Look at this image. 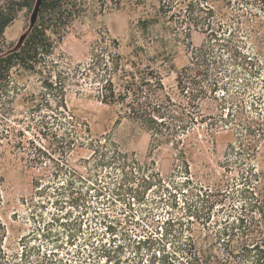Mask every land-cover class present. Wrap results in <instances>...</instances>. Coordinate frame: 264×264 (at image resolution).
Here are the masks:
<instances>
[{
  "label": "rangeland",
  "instance_id": "rangeland-1",
  "mask_svg": "<svg viewBox=\"0 0 264 264\" xmlns=\"http://www.w3.org/2000/svg\"><path fill=\"white\" fill-rule=\"evenodd\" d=\"M0 1L11 5V0ZM185 1L166 6V16L162 0H80V17L63 40L57 39L45 68L14 71L9 92L0 98V264H115L91 256L92 244L84 239L95 246L120 245L119 264H138L141 251L135 241L151 237L157 243L163 221L188 218L185 203L192 204L201 186L220 178L225 155H262L257 163L264 165V0ZM210 6L215 16L208 15ZM33 16L34 10L18 13L4 35L5 51L22 46ZM151 19L158 23L142 30L141 22ZM210 29L218 33L219 42L208 36ZM224 39L246 59L233 61L220 46L226 44ZM134 45L151 49L152 56L153 50L173 47L174 59L158 69L167 89H176L184 67L198 71L191 62L197 63L195 53L200 50L213 51L208 67L202 68L210 76L201 77L202 85L213 81L215 61L221 74L230 73L223 82L229 88L226 108L238 118L237 105L243 107L241 121L212 130L214 137L207 125L191 131L186 142L189 174L176 161L179 153L173 142L153 147V132L120 106L98 99L108 78L105 56L112 52L130 58ZM201 104L204 114L217 112L214 104ZM241 134L250 149H238ZM102 136L107 149L97 150L99 138L105 143ZM92 155H128L127 176L140 193L116 191L121 171L100 170L99 157L96 161ZM80 193L90 207L84 216L71 204ZM96 211L108 214L109 222L101 224ZM79 217L82 229L76 226Z\"/></svg>",
  "mask_w": 264,
  "mask_h": 264
},
{
  "label": "trees",
  "instance_id": "trees-1",
  "mask_svg": "<svg viewBox=\"0 0 264 264\" xmlns=\"http://www.w3.org/2000/svg\"><path fill=\"white\" fill-rule=\"evenodd\" d=\"M175 1L170 0V7H173ZM166 2H161L164 15ZM186 2L184 0L183 3ZM36 3L37 0H11V5L5 6L0 1V98L9 92L14 71L36 73L42 67L45 68L46 60L52 55L57 39L63 40L80 17V0H42L35 25L23 45L8 53L2 47L6 30L20 11H33ZM186 6L190 9L192 2ZM207 10L208 15L215 16L213 6ZM220 16L225 18L227 14L220 13ZM141 23L140 28L145 30L149 25L153 26L158 22L151 19ZM221 30L223 31L222 27ZM208 36L218 42L220 40L213 29H210ZM232 36L231 33L229 37ZM224 41L226 44L220 46L233 56V61L241 60L242 57L246 59L234 48L232 41ZM134 46L130 58H122L112 52L105 56L109 57L103 67L108 72V78L104 81L98 99L108 106H120L129 118L153 132V147L173 142L179 153L175 155L176 161H181L189 174L186 142L189 141L191 131L196 126L207 125L210 126L212 135L214 129L221 126L229 128L235 126V122L241 121L243 107L237 105L239 119L226 108L230 104L226 98L229 88L223 82L230 73L225 71L223 77L220 63L215 61L217 65L213 81L210 79L207 86L202 85L201 77H210L209 71H202V68L208 67V58L213 51L210 48L206 51L200 50L195 53L194 60L197 63L190 60L192 65L197 66L198 71L191 66L184 67L178 72L176 89H167L158 69L174 59V49H171L173 47H166L161 52L152 49L155 54L152 56L151 49L144 45ZM95 52L93 55L98 59ZM201 102L214 104L217 112L204 114ZM231 105H234V101ZM251 124L249 122L250 126ZM251 130L248 129L247 133ZM84 132V135L89 133L88 129ZM214 136L213 134L212 137ZM245 136L240 135L238 149L241 151L242 148L250 149L244 144ZM99 139L97 150L107 149V138L103 140L105 143ZM110 147L119 154L120 151L114 143H110ZM229 149L232 152L237 150L235 145H231ZM261 156L225 155L224 162L219 165L223 170L220 178L215 183L201 186L193 195L196 201L192 204L185 203L188 205V218L163 221L162 233L159 240H156L157 243L151 237L144 241H135L138 251H141L138 264H264V165L257 163ZM92 158L96 159V167L100 170L110 167L112 170L121 171L122 179L116 183V191H128L135 195L140 193L131 187L127 176V168L130 166L128 155H92ZM97 194L98 197L101 196V191H97ZM71 204L81 209L82 216L90 210L82 193L80 197L71 199ZM96 215L101 218V224L109 222L108 214L96 211ZM83 223L81 217L76 220V226L80 229L83 228ZM106 229L114 232L112 225H108ZM91 236L101 235L99 232H92ZM84 240L85 243L92 244L94 254L91 256L99 259L106 257L107 262L114 260L115 264L121 263L120 245L95 246L90 239ZM150 243L152 245L148 246ZM156 244L159 248L154 251ZM143 249L145 251L142 253Z\"/></svg>",
  "mask_w": 264,
  "mask_h": 264
},
{
  "label": "water",
  "instance_id": "water-1",
  "mask_svg": "<svg viewBox=\"0 0 264 264\" xmlns=\"http://www.w3.org/2000/svg\"><path fill=\"white\" fill-rule=\"evenodd\" d=\"M41 1L42 0H38L37 1V3H36V6H35V9H34V16H33V18H32V23H31V27H30V29H29V33H30V30L33 28V26L35 25V22H36V20H37V17H38V12H39V6H40V4H41ZM28 33V34H29ZM28 36V35H27ZM27 38V37H26ZM25 38V39H26ZM25 41V40H24ZM24 43V42H23ZM23 45V44H22Z\"/></svg>",
  "mask_w": 264,
  "mask_h": 264
}]
</instances>
